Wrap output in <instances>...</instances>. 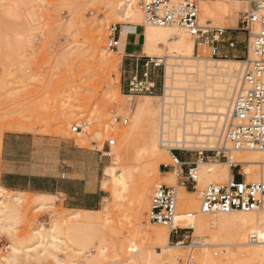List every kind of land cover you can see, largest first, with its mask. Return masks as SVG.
<instances>
[{
    "label": "rangeland",
    "instance_id": "obj_1",
    "mask_svg": "<svg viewBox=\"0 0 264 264\" xmlns=\"http://www.w3.org/2000/svg\"><path fill=\"white\" fill-rule=\"evenodd\" d=\"M208 1L216 5L220 0ZM122 3L123 0L121 3L118 0H0V152L4 134H30L44 140L46 155L52 156L49 161L56 162V144L68 140L76 147L75 151L86 156L91 153L95 159L94 164L90 156L86 158L87 180L91 182L98 175L95 185L91 186L98 190L96 204L93 205L95 209L91 213L70 211L63 206L64 199L59 196L0 189V200L8 206L5 210L7 215L0 222V264H4V257L11 253L13 243L34 245L31 255L24 257L22 264H170V253L178 251V264H184L190 256L196 259L202 255L201 252L211 250L215 258L222 257L223 250L244 253L241 260L238 257L228 264H260L263 256L255 251L264 249V245H243L241 225L238 222H220L222 215H198L208 220V227L203 233L194 229L184 231L183 235L189 238L181 249L161 248L150 233L153 228H162L169 233L168 229L152 225L146 220L150 221L149 205L153 189L163 177V165L170 164L171 157L168 154L170 159L161 164L158 171H150L148 177L152 185L148 197L140 204L136 193L144 162H136L133 153L142 148L141 138L147 129L144 127L147 120L144 115L135 112L150 99L154 108V114L149 118L150 126L155 122L159 128L163 102L169 104L166 110L172 109L174 113L181 114L184 99H193L199 94L194 88H197V83L201 85L202 76L197 74L198 70L187 75L184 73L187 70L174 68L176 74L172 76L173 81L182 82L172 81L171 86L179 90H167L163 97L160 90L165 84V63H162L164 68L156 70L154 74L159 84L158 93L133 96L126 91L124 79L127 76V64L120 51L108 49L110 29L117 26L121 31L129 25L121 23V14H115V11L121 12ZM229 5L231 11L226 19L227 31L222 40L234 41L235 47L222 45L219 56L213 57L208 46H195L196 57L210 60L201 63V66L206 64L211 67V73H215L214 69L217 68L214 60L245 61L247 37L239 30L241 13L237 4ZM206 24L202 25L217 27L215 24ZM140 26H143L144 32L148 25L144 22ZM104 60L116 61L119 67L108 66ZM171 63L178 66L198 64L193 60ZM115 116L128 118V124H114ZM75 126L81 127V135L72 132ZM124 131L135 132L136 142L129 149L122 140ZM110 138L116 140L112 151H121L118 164L113 162V157L106 155V141ZM158 139L160 145V135ZM190 155L197 158L195 153ZM181 158L191 159L186 155H181ZM209 162L228 164L222 160ZM110 169L116 170L118 176L125 172L130 175L127 176L128 190L122 200L114 198V186L107 176V170ZM233 172L235 176L240 173L251 180L261 176V171L250 165H241ZM199 191L201 189L198 186L197 191H186L182 198L184 201L197 199L200 206ZM16 197L19 200L13 202L12 199ZM179 213H190L187 206L181 204V194ZM79 221L83 225L79 226ZM185 221L189 223L188 219ZM53 231L59 237L57 247L50 245L43 248L36 243V236L49 239ZM191 241L201 246L193 253L188 247ZM215 241L223 246L202 245L214 244ZM169 244L176 246L172 240ZM102 249L104 255L94 261Z\"/></svg>",
    "mask_w": 264,
    "mask_h": 264
},
{
    "label": "bare ground",
    "instance_id": "obj_2",
    "mask_svg": "<svg viewBox=\"0 0 264 264\" xmlns=\"http://www.w3.org/2000/svg\"><path fill=\"white\" fill-rule=\"evenodd\" d=\"M123 1L124 3L122 4L126 5L120 4V8L122 9L121 12L115 11V14H121V23L129 24L132 26L142 25L144 23V17L137 5L134 2L131 4H127L125 3V0ZM118 2L121 3V0H118ZM207 2L209 1L204 0L200 4V8L202 6L201 22H203L204 24H215L217 26L215 28H220L218 26L222 25L224 26H221L222 29H227L226 19L228 18L231 11L229 3H235L238 5L237 7L239 8V14L249 10L248 5L236 0H220L217 1L218 4L216 5H211ZM195 46V39L180 27H155L148 25L144 31L143 45L139 48V51L146 57L157 58L165 63V96L167 90H179V88L174 89V87L171 86L173 81L172 76L173 74H176L174 72V68L176 67H181L184 70H187L188 72H184L187 75L193 73L192 71L194 70H198L197 74L202 76L201 85L203 86L204 84V86L201 87V85H199L200 83H197V88H194V91L199 94L201 93V96H199L198 94L196 96H193V99H187L186 97L184 99L185 102L182 104L186 111H182L181 114L174 113L172 109L166 111V106H168L169 104L164 101L162 104L161 115L159 113V116H161L159 117V128H157L155 122H153V124L151 123L152 126H150L149 118L154 114V108L149 102L150 99L147 100L145 98V100L147 101L144 100L145 102H143V105L137 108L135 113L138 115H144V119L147 120L144 125V127L147 129L145 130L144 136H142L141 138L142 148L139 150H135L133 153V157L136 162H144V171L142 173V176L140 175L141 180L140 183H138V192H135L137 195L136 198L138 199V202L140 204H142V202H144V199L146 200V197H148V191L152 185V182L148 177L150 171H158L159 166L166 163L168 161V158L170 159L168 155L169 149L193 150L206 148L210 150L216 149L219 146L221 128L230 113L231 105L234 99L235 87L242 79V68H244V61L214 60L213 62L216 63V65H214L217 68L214 69L216 71L215 73H211V67L206 64L203 67L201 66V63H206L210 60L207 58L196 57ZM194 56L196 57V59L194 58ZM121 57L123 56L121 55ZM189 60H193L195 61V63L197 61L198 64L192 66H178L171 63L173 61L185 62ZM104 62L106 65L112 66L114 68H117V66L119 65L116 61L109 62L107 60H104ZM184 73H179V75H182ZM170 96L173 95L170 94ZM212 110H216V112ZM164 115H167V117L169 118L168 122L170 123L167 127V134L170 136L168 139L162 138L161 122L162 119L164 120ZM196 117H199V119H196ZM183 120L186 125L191 127L186 130L185 134L180 131V127L177 125V122H182ZM81 133V131L78 132V135H81ZM134 133V131H124V134L122 136V140L126 142L128 149L130 147H133L134 143L136 142ZM159 135L161 143L160 145L158 139ZM164 142H167L166 144L168 145H163ZM262 153L263 152L257 151H239L233 152L230 155V161L233 165H250L252 167H255V170L258 169L259 171H261V176L255 177L252 180L251 178L246 177V181L248 183L264 181V154ZM111 157H113V162L115 164H118L121 158L120 149H114L111 152ZM196 163L198 165V186L200 187L201 191L209 185L225 184L227 181L232 179V173L229 164L201 161H198ZM107 174V176L111 178L112 184L114 186V198L116 197V199L119 198L122 200V198H124V193L128 190L127 176L129 174L125 172L122 175L118 176L116 170L114 169L107 170ZM159 181L176 187L178 204L179 196L181 194V204L184 203L187 206V209L190 210V213L188 214H192V217L188 218V214L181 215L180 213H178L179 215L176 219V224L184 229H194L196 232L203 233V231L208 227L209 222L206 218H200L198 216L202 215L199 214V200L195 199L184 201L182 197L186 195V191H180L182 189L177 187L176 179L172 175H163V177L159 179ZM0 189L5 190V188L1 185ZM12 200L13 202H17L19 198L16 197ZM6 209H8V206L0 200V222L7 215H5ZM86 212L91 213L92 211L88 210ZM187 219L189 220L188 224L185 223V220ZM146 221L150 223L149 219H147ZM220 222H238L241 225V237L243 245H264V209L252 213H232L228 215H222L220 216ZM81 225H83V223L79 221V226ZM152 225L155 224L152 223ZM150 233L154 235L155 240L163 249L183 248V246L179 244H177L176 246H171L169 244L170 231L168 233L162 228H153L150 229ZM49 235V239H46V237H41L39 235L36 236V238H38V241H36V243L41 244L43 248H46L50 245L57 247V241L59 237L54 233V231ZM252 235L258 237V241L256 243H251L249 241ZM215 242H213L214 244L210 243L202 245L223 246V244ZM81 245L84 247L83 244ZM33 247L34 245L31 244L21 246L13 243L11 247V253L8 256L4 257V259L2 257V263L22 264V259H24V257L27 258L31 255ZM132 249L134 251L136 250L135 247H133ZM223 251L224 255L222 257L219 256L220 258H215L213 256L214 254L210 253L209 251H205L203 253L201 252L202 255H198L196 259L192 258L191 264H228L233 259L236 260L239 257V259L241 260V258L244 257V253L242 252L235 254L229 250ZM179 252L180 251L170 253V264H178L180 256ZM218 252L217 254H219ZM255 252L263 256V261H261L260 264H264V249L261 248ZM220 254L222 255V253ZM103 255L104 249L98 251V254L94 258V261L98 257H102ZM193 259L195 260V262L193 261ZM72 264L75 263L73 262Z\"/></svg>",
    "mask_w": 264,
    "mask_h": 264
},
{
    "label": "built area",
    "instance_id": "obj_3",
    "mask_svg": "<svg viewBox=\"0 0 264 264\" xmlns=\"http://www.w3.org/2000/svg\"><path fill=\"white\" fill-rule=\"evenodd\" d=\"M204 0H125L127 4L135 3L142 12L144 22L155 27H180L195 39L198 48L208 46L213 57H218L220 47L227 45L235 47L232 40H222L227 29L213 28L201 24L200 4ZM248 5L249 10L241 13L240 28L247 37L245 45V61L242 79L235 88L234 99L230 113L221 128L219 146L216 149L178 150L169 149L170 164H164L163 175H172L176 179L178 188L186 191H197L198 165L196 162H209L210 160L225 161L229 164L232 179L221 185H209L200 192L199 214L202 215H228L232 213H252L264 209V181L248 183L243 174L235 176L233 170L239 169L230 161V155L239 151H257L264 153V0H236ZM120 30L117 26L110 29L108 49L118 51L121 46ZM143 75L135 76L129 82L128 92L133 96L154 95L158 93L155 71L164 68L163 62L157 58L141 57ZM163 97L165 85L161 86ZM184 108V107H183ZM167 111V110H166ZM183 111H186L184 108ZM169 118L164 115L162 119V138L168 139L167 127ZM128 118H113L114 124L127 125ZM180 131L185 134L191 128L184 120L177 122ZM166 128V130H165ZM81 131L75 126L73 133ZM167 142H164L163 145ZM111 157L112 148L116 140L110 138L106 141ZM184 153V154H183ZM191 153L197 154L194 159ZM181 155L191 157L183 160ZM179 204L176 187L167 183H156L150 199V222L168 229L170 241L176 245L184 246L188 236L183 235L184 229L176 224L179 213ZM188 218L192 214L187 215ZM256 243L258 237L252 235L249 239ZM192 253L201 247L200 243L193 241L188 246ZM191 253V254H192ZM192 256L184 264H191Z\"/></svg>",
    "mask_w": 264,
    "mask_h": 264
},
{
    "label": "crops",
    "instance_id": "obj_4",
    "mask_svg": "<svg viewBox=\"0 0 264 264\" xmlns=\"http://www.w3.org/2000/svg\"><path fill=\"white\" fill-rule=\"evenodd\" d=\"M143 35V26L132 25L123 27L119 35L121 46L118 51L128 67L124 79L126 91L133 77L142 78L143 75L140 59L143 56L139 51ZM56 145V162H51L49 158L52 156L46 155L44 140L30 134H4L0 152V185L10 192L59 196L64 199L63 206L70 211L94 210L98 190L91 186L95 185L98 175L91 182L86 177V158L90 156L95 164L94 157L91 153L86 156L75 151L76 147L68 140Z\"/></svg>",
    "mask_w": 264,
    "mask_h": 264
}]
</instances>
